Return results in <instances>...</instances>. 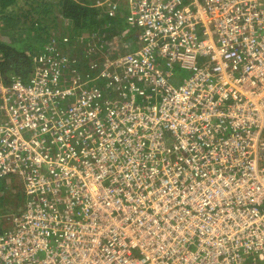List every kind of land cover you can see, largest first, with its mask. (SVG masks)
Here are the masks:
<instances>
[{"label":"built area","instance_id":"obj_1","mask_svg":"<svg viewBox=\"0 0 264 264\" xmlns=\"http://www.w3.org/2000/svg\"><path fill=\"white\" fill-rule=\"evenodd\" d=\"M93 5L134 44L0 82V264H264V0Z\"/></svg>","mask_w":264,"mask_h":264},{"label":"trees","instance_id":"obj_2","mask_svg":"<svg viewBox=\"0 0 264 264\" xmlns=\"http://www.w3.org/2000/svg\"><path fill=\"white\" fill-rule=\"evenodd\" d=\"M19 1L0 0V82L3 84L8 83L12 75L22 79L28 78L33 67L31 55L41 47L35 40L33 41L31 35L32 32L36 34L37 31L48 30L43 20L44 16L51 12V8L57 12V17L54 15V18L62 19L69 27L72 26L76 33H79L78 36L89 30L103 29L106 32L110 29L102 27V23L105 25L108 23L109 17L107 19L104 17L102 7L93 5L95 0H25L24 5L27 9L21 8ZM32 5L38 7L33 8ZM47 6L50 7L49 10L46 9ZM31 15L37 16L28 26V17ZM31 20L32 17L29 21ZM21 28L31 33L24 40H19L20 35L17 34ZM2 34L7 35L10 41L2 40Z\"/></svg>","mask_w":264,"mask_h":264},{"label":"rangeland","instance_id":"obj_3","mask_svg":"<svg viewBox=\"0 0 264 264\" xmlns=\"http://www.w3.org/2000/svg\"><path fill=\"white\" fill-rule=\"evenodd\" d=\"M25 0H20L19 1V6L21 8L27 9V6L24 5ZM33 8H36L38 6L32 5ZM47 10L50 9V7L47 6ZM32 11L36 12L35 9H32ZM21 12V10H20ZM125 11L124 9L121 10L119 14H124ZM54 15L57 17V12L51 8V12L47 13V15L44 16V23L45 27L48 29L47 31H37L38 33L35 34V32H32L33 35V41L37 43V45H43L47 44L46 42L49 40H57L61 39L65 44L67 45L70 41H72L71 46H66L65 49H72L73 47V41L77 40V38H85L88 35L93 34L97 39H100L102 37L105 41L106 44L109 42L111 43L110 48L111 51H114L115 48L118 49L119 43H122L128 35H131L132 33H127V30L125 27H120V20L122 19H116L115 23H113L112 26H110V29L104 32L103 29L99 30H89L85 34L78 36L76 31L71 27H69L62 19H56L54 18ZM37 16V15H36ZM35 15H31L28 17L29 19L32 17L31 21H27L28 26L33 22V18H36ZM122 18V17H121ZM25 18H22L24 20ZM100 19V18H98ZM103 25V23L101 24ZM21 31V32H20ZM19 31L18 36L20 35V39L24 40V38L30 33L25 31L24 28H21ZM45 35H44V34ZM113 33V34H112ZM31 34V33H30ZM111 37V38H110ZM30 38V37H29ZM109 39V42L107 43V40ZM47 39V40H46ZM127 39V38H126ZM130 44L132 45L133 41L130 39H127ZM7 41V40H6ZM39 41H41L39 43ZM48 41V42H49ZM89 42V41H88ZM87 42V43H88ZM122 44H128L127 42H123ZM121 44V45H122ZM69 51V50H66ZM108 51V45H106V48L99 52L100 56ZM184 74V73H183ZM23 184H21L20 179L15 175V176H10V177H0V216H8V215H14L16 212L22 211L25 207V195L23 191ZM4 222V221H2Z\"/></svg>","mask_w":264,"mask_h":264},{"label":"crops","instance_id":"obj_4","mask_svg":"<svg viewBox=\"0 0 264 264\" xmlns=\"http://www.w3.org/2000/svg\"><path fill=\"white\" fill-rule=\"evenodd\" d=\"M105 7V6H104ZM101 8V10L104 12V17H106V19L109 17L107 14H105L106 12H105V8ZM122 9H124L123 7H121V9H120V11L118 12V14H117V17L116 18H111V17H109V19L107 20V24L105 25V24H103L102 25V27H104V28H108V27H110V26H112L113 25V23H115V20L116 19H122L123 17H124V15H125V13H126V10L124 9V11H125V13L124 14H119L120 12H121V10ZM122 17V18H121ZM123 19L122 20H120V25H123ZM44 34V33H43ZM0 35H1V33H0ZM45 35V34H44ZM1 38H3L2 40H4V41H6V42H8V41H10V39L8 38V36L7 35H5V34H2V36H1ZM133 38H134V36H133ZM80 38H77V40H75V41H73V47H72V49H65V47L66 46H71L72 45V41H70L67 45L65 44V42H63L61 39H57L56 41L59 43V47L61 48V49H63V50H69V52H71V53H73V54H79L80 52H82L85 48H86V46H87V41L85 40V39H83V37H81V39H82V42H80V40H79ZM47 40V39H46ZM49 41V40H48ZM48 41L46 42V43H48ZM132 44H134V42L132 43ZM45 45V44H44ZM41 47H42V45H41ZM39 48L38 49V51L39 50H41L42 48ZM44 47V46H43Z\"/></svg>","mask_w":264,"mask_h":264},{"label":"clouds","instance_id":"obj_5","mask_svg":"<svg viewBox=\"0 0 264 264\" xmlns=\"http://www.w3.org/2000/svg\"><path fill=\"white\" fill-rule=\"evenodd\" d=\"M120 27H125L124 25H120ZM126 28V27H125ZM131 31H127V33H125V34H128V33H130ZM93 34H91V36H92ZM88 37H90V35L88 36ZM111 38V37H110ZM110 38H108V40L110 39ZM130 39V40H134V38H133V35L131 34V35H128L127 37H125V39H124V41L123 42H127L128 44L130 43L127 39ZM122 42V43H123ZM122 43H119V45H121ZM42 48V47H41ZM122 48V51H125V49L126 48H123V47H121ZM32 56V55H31ZM184 73V74H183ZM180 78H182L184 75H186V72L185 71H181L180 72ZM2 178V177H1ZM23 191H24V189H23ZM1 217V216H0Z\"/></svg>","mask_w":264,"mask_h":264},{"label":"bare ground","instance_id":"obj_6","mask_svg":"<svg viewBox=\"0 0 264 264\" xmlns=\"http://www.w3.org/2000/svg\"><path fill=\"white\" fill-rule=\"evenodd\" d=\"M33 65V64H32ZM155 257H156V255H155ZM157 258V257H156ZM218 261H221V259H218Z\"/></svg>","mask_w":264,"mask_h":264}]
</instances>
